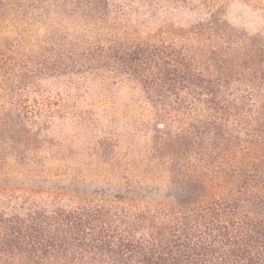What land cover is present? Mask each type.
Listing matches in <instances>:
<instances>
[{
    "label": "rangeland",
    "instance_id": "1",
    "mask_svg": "<svg viewBox=\"0 0 264 264\" xmlns=\"http://www.w3.org/2000/svg\"><path fill=\"white\" fill-rule=\"evenodd\" d=\"M248 39L264 44V0H0V200L174 205L193 115L130 78L128 53Z\"/></svg>",
    "mask_w": 264,
    "mask_h": 264
},
{
    "label": "trees",
    "instance_id": "2",
    "mask_svg": "<svg viewBox=\"0 0 264 264\" xmlns=\"http://www.w3.org/2000/svg\"><path fill=\"white\" fill-rule=\"evenodd\" d=\"M128 76L193 115L191 139L176 142L174 205L0 200V264H264V44L132 52Z\"/></svg>",
    "mask_w": 264,
    "mask_h": 264
}]
</instances>
